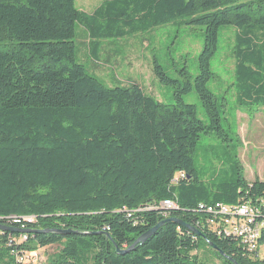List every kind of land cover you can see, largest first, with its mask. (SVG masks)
<instances>
[{"label":"trees","instance_id":"16d2710c","mask_svg":"<svg viewBox=\"0 0 264 264\" xmlns=\"http://www.w3.org/2000/svg\"><path fill=\"white\" fill-rule=\"evenodd\" d=\"M260 1L254 15L234 0H104L88 16L74 0H0V223L7 218L22 229L77 231L23 233L41 247L61 242L56 264H207L192 254L200 242L224 264H264L242 255L230 239L204 230L202 238L172 221L133 250L115 251L165 218L193 226L200 214L191 210L201 202L235 205L264 194V181L247 182L237 161L233 179L213 187L196 180L193 161L201 134L226 140L207 87L223 26L238 29L241 97L264 104ZM198 11L204 12L187 23L204 27L194 89L208 124L197 118L195 105L182 100L193 89L185 68L175 102L164 103L136 84L107 86L76 61L77 22L95 39L111 38ZM152 71L161 83L172 81L156 59ZM178 171L184 176H175ZM165 199L179 209L128 216L131 209ZM22 235L0 230V264H16L10 252L30 247L19 242Z\"/></svg>","mask_w":264,"mask_h":264},{"label":"rangeland","instance_id":"374dc122","mask_svg":"<svg viewBox=\"0 0 264 264\" xmlns=\"http://www.w3.org/2000/svg\"><path fill=\"white\" fill-rule=\"evenodd\" d=\"M234 1L247 5L254 15L262 8L260 0ZM103 2L104 0H74V6L90 16ZM223 7L229 9L230 5ZM202 12L204 11L195 12L188 17H177L145 31L111 38L95 39L82 22H77L73 38L76 61L82 63L88 73L107 86L136 84L146 95L164 103L175 102L174 90L184 82L181 70L185 68L193 89L182 94V100L195 105L197 118L208 124L207 115L194 89V78L198 73L197 57L203 47L204 27L187 23ZM237 30L232 23L220 29L218 47L210 60L212 74L207 82L208 89L216 98L226 140L222 141L213 133H203L193 154L196 180L209 187L233 179L236 165L234 161H237L247 182L254 179L264 181V104L253 103L241 97L242 86L236 75ZM260 42H264V37L258 40L259 44ZM153 59L157 60L172 80L169 84L161 83L154 75ZM2 220L11 225L10 219ZM26 241L27 239L19 240L20 243L29 244L30 247L22 249L27 252L26 255H30L29 260L20 264H56L61 242L41 247ZM192 254H196L207 264H224L203 242H200L199 250ZM10 255L18 264L15 252L11 251Z\"/></svg>","mask_w":264,"mask_h":264},{"label":"built area","instance_id":"2783aa9c","mask_svg":"<svg viewBox=\"0 0 264 264\" xmlns=\"http://www.w3.org/2000/svg\"><path fill=\"white\" fill-rule=\"evenodd\" d=\"M175 176H184L178 171ZM162 208L171 210L179 209L177 204L170 202V199L161 200L158 203L147 206H138L128 211L130 217L135 212H143L153 209L161 213ZM192 212L200 216L193 222V227L210 232L222 239H230L238 248V251L250 260H264V194L259 196H247L243 206L225 205L219 203L201 202L200 208H193ZM23 220H33L34 217H22ZM14 222H19L16 218ZM107 229V228H106ZM22 235V234H21ZM26 239L23 234L20 241ZM15 252L16 261L20 264L29 260V254L25 251Z\"/></svg>","mask_w":264,"mask_h":264},{"label":"water","instance_id":"95a60500","mask_svg":"<svg viewBox=\"0 0 264 264\" xmlns=\"http://www.w3.org/2000/svg\"><path fill=\"white\" fill-rule=\"evenodd\" d=\"M169 221H172L180 226H184L185 228H187L189 231H191L192 233L198 235V236H201L202 238H205L204 237V234L194 228L193 226H191L190 224L178 219V218H174V217H169V218H165L161 221H159L156 225L152 226L151 228H149L147 231H145L144 233H142L140 236H138L134 242L128 247V248H125V249H121L117 246H115V251L117 253H120V254H123V253H127L131 250H133L135 248L136 245H139V244H142L144 243L149 237H151L164 223L166 222H169ZM0 230L1 231H15V232H18V233H49V232H53V233H56V234H69L71 232L73 233H78L77 231H73L71 229H22V228H17L16 226H12V225H6V224H3V223H0ZM213 248H215L214 245L210 244ZM220 254H222L220 252Z\"/></svg>","mask_w":264,"mask_h":264},{"label":"bare ground","instance_id":"6f19581e","mask_svg":"<svg viewBox=\"0 0 264 264\" xmlns=\"http://www.w3.org/2000/svg\"><path fill=\"white\" fill-rule=\"evenodd\" d=\"M243 203H244V201L243 202H240V203H238V204H235V205H233V206H243ZM225 204V203H224ZM225 205H228V204H225ZM30 256V255H29Z\"/></svg>","mask_w":264,"mask_h":264}]
</instances>
